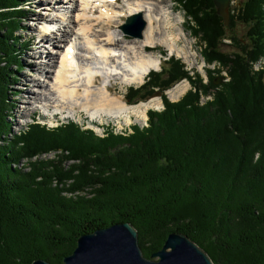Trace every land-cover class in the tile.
Here are the masks:
<instances>
[{
	"label": "trees",
	"instance_id": "obj_1",
	"mask_svg": "<svg viewBox=\"0 0 264 264\" xmlns=\"http://www.w3.org/2000/svg\"><path fill=\"white\" fill-rule=\"evenodd\" d=\"M22 2L0 0V264H62L82 235L123 222L137 228L148 258L181 232L215 264H264V68L254 69L264 57V0H241L228 26L214 0H176L204 61L219 70H206V81L170 57L128 89V102L182 80L192 88L176 102L162 97L149 126L102 136L74 121L52 128L37 120L11 132L10 69L21 68L27 43L18 35ZM229 45L235 50L224 51ZM222 70L229 81L216 85ZM50 153L57 158H39ZM87 189L90 196L64 195Z\"/></svg>",
	"mask_w": 264,
	"mask_h": 264
},
{
	"label": "bare ground",
	"instance_id": "obj_2",
	"mask_svg": "<svg viewBox=\"0 0 264 264\" xmlns=\"http://www.w3.org/2000/svg\"><path fill=\"white\" fill-rule=\"evenodd\" d=\"M30 1L36 2V10L42 4L57 6L62 3L58 11L65 8L72 16L69 19L66 14L49 13L44 18V12L36 14V21L44 20L52 27H58V33L51 34L48 29L35 25V30L40 33L39 41H34L31 47L33 52L30 57L35 60L26 59L29 70L22 74L25 81L18 88L24 103L23 93L26 90L32 100L26 101L23 111H17L22 117L30 116L35 111L33 104L41 103L36 107L52 116L87 112L93 119L126 117L129 122L134 114L147 120L148 109L162 106L160 98L154 96L146 102L131 105L121 94L115 96L111 92L115 89L114 83L127 87L129 84L144 85L150 72L159 69L162 64L160 57L148 47L164 46L173 53L185 55L187 59L193 57L186 56L185 46L179 44L181 39L188 40L181 16H174L173 7H166L164 0ZM139 14L147 26L142 38L131 40L123 30L124 17ZM112 24L117 25L115 33L106 29ZM41 43L42 47L46 43L51 46L41 51L46 61H41L36 51V44ZM31 85L33 88H29ZM190 88L189 82H182L170 89L168 94L176 99ZM65 195L76 196L70 192Z\"/></svg>",
	"mask_w": 264,
	"mask_h": 264
},
{
	"label": "rangeland",
	"instance_id": "obj_3",
	"mask_svg": "<svg viewBox=\"0 0 264 264\" xmlns=\"http://www.w3.org/2000/svg\"><path fill=\"white\" fill-rule=\"evenodd\" d=\"M22 1V0H21ZM24 4L22 2V7H24V12H26V16L25 19L22 23V27L21 30L18 32L19 37L22 39L23 41H26V45L25 47H23V49L20 52V56H19V61L21 63L22 66H20L21 68L13 67L10 70H12V74L10 81H9V89H10V100L13 101L14 104H16L14 109L9 110V114H8V122L11 125V132L13 134H19L21 131L26 130L30 124H33L34 121H41V122H45L46 124H48L50 127H54L57 126L58 124L61 125L62 123H70L72 121L84 126V128H91L94 129L98 135L102 136L104 135L105 131L108 129H114L119 133H123V134H129L131 132V128L134 126H139V127H144L146 124V120L140 116L137 115H131V120L128 122L126 117H122L120 119H117L116 117H108V116H104L102 118H98L99 123H94L92 121V117H90L87 112H82V113H78L75 115H70L69 113L63 115L62 113L56 116H52V114H46L44 113L43 109H38L36 106H40L39 104L41 103H37V104H33L32 108L35 109V111H33L30 116L28 117H22L18 114V110H24V106L26 105V101H32L30 96H29V92L26 90L25 93H23L25 95V103H24V99L21 100L22 98V92L20 91L21 88L19 87L20 84L22 85L23 82L25 81L24 77H23V73L28 71L29 68L26 64V59H30V60H35V59H31V54L33 52L32 50V45L34 43V41H39V31L35 30V25H39V27H44L46 29H48L49 33L54 34L55 32H57L58 27H52L48 22H45L44 20H41L40 22L36 21V14L37 12H44V18L47 17V15L53 14V15H64L66 14V16H69L68 18H70V16H72V14H70L69 12L67 13V10L65 8H62L60 11H58L59 7H61L62 3L57 4V6H52L51 4H42L41 8L38 10H36L35 8V4L36 2L33 3V1L30 0H23ZM36 1V0H34ZM65 1V0H63ZM168 1V2H167ZM173 1V2H172ZM165 6L166 7H173L172 8V14L174 16H178L180 15L182 20H183V27L185 29L186 34H187V42L186 39H181V41H179V44L182 46H185V54L186 56H193L191 59L190 58H185V55L180 54L178 52H172L171 50H169V48H166L164 46H159L157 48H153L150 47L149 51H154L156 53V55L158 57H160V59L162 60V64L160 66L159 69L154 70V72H161V67L165 66L168 67L167 61L169 60L170 57L175 56L178 59H181L184 64L186 65L188 71H190L192 74L194 73H199L201 74V76L203 77L204 80L208 81V74L206 70H215L216 72L219 70V66L218 65H208L204 59L203 56L201 54V40L196 38L190 31L189 25V19H187V17L185 16V11L181 8V6L176 2V0H164ZM241 2V0H231V5H230V13L235 14L237 12V8L239 7V3ZM65 2H63L64 4ZM168 3L170 5L174 4L175 6H169ZM75 5V3H74ZM45 8H48L49 10H45ZM57 8V9H56ZM128 17H124V25L126 24ZM175 22V21H174ZM40 23V24H39ZM50 25V26H49ZM176 29V26H174ZM107 31H111L112 33H115L117 28L116 24H112L109 26V28H106ZM71 30V27L69 28V32ZM247 30L248 28L243 25L242 23L237 25L236 28V33L237 35L244 40V42H247ZM125 32V31H124ZM145 32V30H144ZM143 32V33H144ZM58 33V32H57ZM32 34H34V36H32ZM127 35V38L129 39H133L134 37H132V35ZM185 40V42H184ZM228 44H230L229 41H227ZM192 44V45H191ZM37 48L36 51L37 53H39V58L41 59V61H46V57L41 53L42 50L47 48H51V46L49 45V43H46L45 47H42L43 44H36ZM233 50H235L234 48H232V45L230 47L229 46H224V51L226 52H232ZM79 51V50H78ZM41 54L43 57H41ZM256 64L254 65V69L255 70H260L262 68H264V57L260 58L257 62H255ZM259 67V69H258ZM216 76H221V78H223L224 81H229V76L228 73H226L225 70L221 71V74H214ZM223 76V77H222ZM14 78V79H13ZM13 79V80H12ZM182 82H189L188 80H182L181 82L173 85L170 87V89L174 88V86H177L178 84L182 83ZM142 84H134V85H130V86H124V85H120L118 83H114V88L113 90H111L112 93L116 95H122L125 97V100L128 101V98L126 97L127 91L129 88H137L140 87ZM33 88V86H29V88ZM192 88V87H191ZM190 88V89H191ZM26 89V88H25ZM168 90H166L164 93L157 89L156 93L154 96H157L160 98V100L162 99V97H167L170 101L172 102H176L179 101L180 99H182V97L185 95H180L179 97H177L176 99H173L172 97H170V95L168 94ZM158 92H162L161 95L158 94ZM152 96V97H154ZM152 97H149L146 101L150 100ZM24 98V97H23ZM211 97H203V101L205 102L207 99H210ZM16 101V102H15ZM143 101V102H146ZM162 101V106L160 108H150L147 110V112L149 110H156V111H160L161 109H163L164 104H163V100ZM141 103V102H140ZM130 104V103H129ZM139 104V103H137ZM131 105H135V104H131ZM42 107V106H41ZM146 112V114H147ZM54 117V118H53ZM54 125V126H52ZM12 136L10 135V138ZM3 144V143H2ZM39 158L43 159V160H53L57 158V154L56 153H50V154H45L40 156ZM27 159L22 160L18 165L19 167H27L28 166V162H26ZM72 161L68 162V165H72ZM16 165V166H18ZM66 165V167L68 168L69 166ZM15 166V167H16ZM25 167V168H26ZM77 192V191H76ZM84 193H88V189L85 191H82ZM65 195V193H64ZM90 196V194H88ZM68 197V195H65ZM82 196V195H79ZM158 259V258H156Z\"/></svg>",
	"mask_w": 264,
	"mask_h": 264
},
{
	"label": "water",
	"instance_id": "obj_4",
	"mask_svg": "<svg viewBox=\"0 0 264 264\" xmlns=\"http://www.w3.org/2000/svg\"><path fill=\"white\" fill-rule=\"evenodd\" d=\"M214 3L217 14L228 26L231 0H214ZM146 26L147 22L139 14L129 17L123 30L134 38H142ZM223 82V78H220L215 84ZM138 236L137 228L129 222L84 234L78 239L73 253L65 257L62 264H215L211 256L184 233H170L163 248L150 258L144 255ZM32 264L51 263L39 259Z\"/></svg>",
	"mask_w": 264,
	"mask_h": 264
},
{
	"label": "built area",
	"instance_id": "obj_5",
	"mask_svg": "<svg viewBox=\"0 0 264 264\" xmlns=\"http://www.w3.org/2000/svg\"><path fill=\"white\" fill-rule=\"evenodd\" d=\"M259 69V67H258ZM65 193H69V192H65ZM71 195H87V193H84V192H80V191H77V192H70ZM88 196V195H87Z\"/></svg>",
	"mask_w": 264,
	"mask_h": 264
}]
</instances>
